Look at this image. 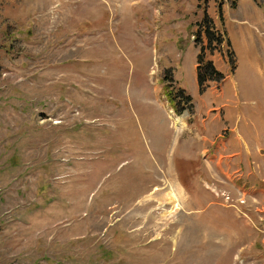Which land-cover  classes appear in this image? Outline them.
Segmentation results:
<instances>
[{"label": "rangeland", "instance_id": "374dc122", "mask_svg": "<svg viewBox=\"0 0 264 264\" xmlns=\"http://www.w3.org/2000/svg\"><path fill=\"white\" fill-rule=\"evenodd\" d=\"M0 264H264V0H0Z\"/></svg>", "mask_w": 264, "mask_h": 264}, {"label": "trees", "instance_id": "16d2710c", "mask_svg": "<svg viewBox=\"0 0 264 264\" xmlns=\"http://www.w3.org/2000/svg\"><path fill=\"white\" fill-rule=\"evenodd\" d=\"M201 27L203 28L202 25ZM206 33L209 41L213 42L215 38L210 35V30L207 29ZM216 39L219 44H223L222 38L217 37ZM229 58L232 65V71H234L236 68L235 53L230 48ZM226 77L227 75L218 70L213 61L206 59L204 52L201 50L200 54H198L197 66V80L200 93H204L209 87H211V84H222ZM162 81L165 85L168 102L178 116H181L185 111H188L189 113L194 112L195 104L193 102V97L189 93H186L184 88H175L174 72L172 68H167L165 70Z\"/></svg>", "mask_w": 264, "mask_h": 264}]
</instances>
